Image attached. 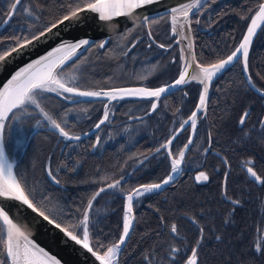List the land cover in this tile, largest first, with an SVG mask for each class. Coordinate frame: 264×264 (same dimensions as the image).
I'll list each match as a JSON object with an SVG mask.
<instances>
[{"label":"trees","instance_id":"obj_1","mask_svg":"<svg viewBox=\"0 0 264 264\" xmlns=\"http://www.w3.org/2000/svg\"><path fill=\"white\" fill-rule=\"evenodd\" d=\"M262 1L208 0L193 13L190 24L197 61L208 65L226 57ZM12 2L0 0V24ZM78 4L82 7V0H21L0 30V55L51 26ZM168 28V15L148 20L147 26L138 22L105 41L93 42L60 72L84 90L167 83L180 67L177 45L168 51L158 45L173 43L175 36L168 35ZM147 29L158 44L151 42ZM101 42H106L105 47H99ZM172 66H177L175 73L161 79ZM248 70L254 84L264 89V22L252 43ZM200 87L190 81L162 97L157 108L141 118L130 119L147 113L152 100L114 101L108 106V120L78 141L63 138L41 121L24 152L16 155L15 175L37 207L80 236V221L89 201L105 188L88 209L90 245L103 254L121 236L125 195L138 185L161 182L169 174L171 160L161 145L190 115ZM38 100L44 111L73 135L91 128L104 111V100L67 101L49 92L41 93ZM245 111L250 114L241 125ZM40 118L38 109L30 105L19 123L8 121L7 145L15 125L24 128L27 139ZM261 121L264 97L247 86L238 59L212 81L206 112L198 115L180 176L164 189L133 200L134 225L117 264H184L198 240V264H264V250L258 252L255 247L259 243L264 249V184H257L246 170L251 167L264 179ZM190 133L187 125L172 140V157L178 156ZM212 150L223 155L227 166ZM6 151L10 156L9 147ZM47 166L59 185L49 180ZM201 172L207 180L196 179ZM117 180V188L106 187ZM172 225L176 233L171 231ZM4 244L0 223V261L9 264ZM174 248L179 251L174 253Z\"/></svg>","mask_w":264,"mask_h":264},{"label":"snow or ice","instance_id":"obj_2","mask_svg":"<svg viewBox=\"0 0 264 264\" xmlns=\"http://www.w3.org/2000/svg\"><path fill=\"white\" fill-rule=\"evenodd\" d=\"M153 0H82L83 6L79 4L70 10L68 14L63 15V17L53 23L50 27H46L43 31L39 32V35H34L31 39L23 38L21 43H18L15 47H11L3 51V54L0 55V61H7L13 53L20 54L22 51L33 43V41H39L41 37H44L46 33H51L52 29L56 28L58 24H63L64 21H68L73 18H78L80 13L85 11H90L93 13H98L101 20H110L113 17L117 16H127L130 12L134 11L137 8L142 7L145 4L152 3ZM21 3V0H14L10 4V10L7 15L11 18L15 14L17 6ZM201 0H192L191 3L180 4L178 7L171 9V20H172V31L175 33L177 31V25L181 34L183 32L184 24L179 23L180 19L183 18L185 22L188 21L189 13L193 9L201 7ZM26 12L30 15L31 10L26 8ZM147 20V18H145ZM198 22V21H197ZM261 22H264V3H261L258 6V10L255 15L251 17V23L248 25L247 32L243 36V39L239 46L233 51L226 59H220L216 63L204 66L201 64H196V67L199 69L198 75L191 76V79L194 81H199L203 84V91L200 93L199 104L197 105V111L192 113V116L189 117L193 129L196 125L197 112L204 110L207 103L208 95V83L213 77L219 73L221 70L234 60L238 58L239 55L243 56V67L244 71L248 70V53L249 47L252 42L254 35L256 34L257 28L261 26ZM151 35V32H149ZM184 39H188L187 36ZM106 42H101L99 45L100 48L105 47ZM89 41L87 39H82L78 43H62L58 47L49 51L46 55L39 57L36 60L28 63L26 66L20 68L7 80V83L0 88V197L9 198L16 201L22 202L28 208L32 209L34 212H37L40 217H42L49 224L54 225L57 229H60L66 237L70 238L71 241H74L78 245H82L83 248L91 252L97 260L100 261V264H114L116 260L117 253L120 250L121 245L125 242L129 234V230L132 224L130 218V213L132 212L133 206V196H140L144 193L151 192L154 189H159L161 184H149L141 185L140 188L133 189L127 195V206L123 222V232L119 238V241L113 244L111 247H108L106 251L103 252V255L99 252H93V249L89 246V233H88V211L84 213L83 220L80 221V225L83 226V236L76 234V232L69 230L68 227L61 226L55 219L51 218L49 215H46L45 211H42L33 200L29 198V194L26 193L25 188L21 185V182L13 174V165L9 161L8 155L6 154V144H5V135L8 131L11 130V125L7 123L8 121L20 122L23 115L28 114V108L30 105L35 106L36 109L43 114L44 119L49 123V125L58 131L59 135L68 140H79V136L70 135L68 131L65 130V127L62 126L60 122L53 119L48 112L40 106V101L38 97L41 93L44 92H55L63 95L65 93H71L79 96H88V97H99L106 96L113 100L117 99L118 96H139V97H153L159 99L162 93L168 91L172 85H166L164 87H159L156 89L149 88H120V89H111L109 91H80L76 87L69 86V82L62 79L58 75V70L62 68L67 60L71 58L72 55H75L76 50L81 48L84 45H88ZM159 47L164 48V45L161 44ZM191 48V43L188 45ZM195 62V56L192 57V62L186 63L184 70L181 71L180 76L175 80V85H182L186 83V77H188V69L192 66V63ZM251 76L248 77L249 82L251 83ZM254 87V85H253ZM264 94V90H261ZM69 99L70 97H65ZM152 110L154 111L157 108L156 103H152ZM17 113H20L18 116ZM249 112L245 111L240 118V124L245 123L246 118L249 116ZM109 113L107 108L104 111L103 119L100 120L99 124L96 125L97 128L101 124L105 123L108 120ZM189 121H184L181 124V128L184 127V124H187ZM37 124L40 121L36 122ZM261 124L264 125V121H261ZM99 140H97V143ZM191 139L189 144H191ZM172 144V140H168L165 144L161 145V148L168 149L169 145ZM188 145H185L187 148ZM159 151V149H157ZM171 155V152H169ZM179 158H173L171 161L172 172L176 173L180 170L181 161L184 158V151H180L178 154ZM249 163H251L249 161ZM247 172L255 179L256 182L264 184V179H262L251 167L247 168ZM48 175L52 178L53 181L59 183V180L56 179V176L53 175L51 169H48ZM172 175H169L167 179L162 181V184H167L172 180ZM197 180H207L208 177L204 172L199 173L196 177ZM120 184V181H114L112 184H108L106 187L109 189L117 188ZM142 189V190H141ZM105 188H100L96 192L92 199L88 203V209L92 207V200H95L100 193L104 192ZM233 203L238 204L239 201H234ZM0 219H2L5 225H8L7 240L4 244L5 255L7 261L10 264H60V261L55 257H48V254L42 248H37L33 242L20 231L15 224H13L12 219L9 217L8 213L4 211L3 208H0ZM15 229V232L13 231ZM171 231L173 233L177 232L175 225H172ZM203 233V229L200 230ZM23 239V243H21ZM219 239V237H217ZM200 241H197L199 245ZM31 245V246H30ZM256 251H262L261 244H257ZM174 253L178 252L179 249L174 248L172 250ZM38 253L43 254V256L48 257L47 259H40ZM0 264H5L4 261H0ZM185 264H198V249L193 247L191 249V255L187 257Z\"/></svg>","mask_w":264,"mask_h":264},{"label":"water","instance_id":"obj_3","mask_svg":"<svg viewBox=\"0 0 264 264\" xmlns=\"http://www.w3.org/2000/svg\"><path fill=\"white\" fill-rule=\"evenodd\" d=\"M207 1L208 0H201L202 6L199 8L193 9L192 12L189 13V18H188L187 22H185L183 20V18L180 19L179 23L184 24L182 34H181V31L179 28V24L177 25V31L175 33L172 31L171 9L174 7H178L180 4L191 3L192 0H153L152 3L145 4L142 7L135 9L134 11L130 12L129 15H127V16H117V17H113L110 20H101L99 18L98 13H93L90 11H85L83 13H80L78 15V18H73V19H70L68 21H64L63 24H58L56 28L52 29L51 33H46L45 36L41 37L39 41H33V43L31 45H29L27 48H25L22 51V53H20V54L13 53L12 56L7 59V61H0V88H2L3 85L5 83H7V80L10 79L11 76L13 74H15V72L18 71L20 68L26 66L28 63L32 62L33 60H36L43 55H46L49 51L58 47L62 43H78L82 39H87L89 41L88 45H84L81 48L76 50L75 55H72L71 58L65 62V64L63 65V66H65L70 61H72L76 56H78L85 48L89 47L93 42L97 41L98 39H103V41H105L112 34H115L119 31L129 27V26H132V25L138 23V22H142L144 25L147 26L148 20H150L154 17H159L162 15H168L170 34L175 36L174 41L171 44V46L173 44L177 45L179 58H180V69H179V72L174 79H172L171 81H169L167 83H163V84L155 86V87H147V86H143V85H129V86H117V87H111V88H101V89H96V90H94V89L84 90V89L78 88L80 91H101V90L109 91L111 89L141 88V87L142 88H149V89H156L159 87H164L166 85H172V87H170L168 89V91L161 94L159 99H156L153 97H139V96H122L121 97V96H118L117 99L113 100V99L106 97V96L88 97V96H79V95H75V94H73V95H75L76 98L66 99L63 95H60L59 93L50 92V93L57 94V95L65 98L67 101L104 100V111L109 106L110 103L117 101V100L129 99V98L152 100V103H156L158 105V102L162 97H164V96H166V95H168V94H170V93H172V92H174L180 88H183L190 81H194L191 79V76L199 74V69L196 67V64H200V63L197 61V59L195 57V62L192 63V66L188 69V77H186V83L182 84V85H175V80H177L179 78L180 73H181V71L184 70L186 63L192 62V57L195 56L193 34H192L191 24H190L191 16L193 13H195L196 11L201 9L207 3ZM261 3H264V0ZM257 10H258V8L255 10V12L252 14V16L255 15ZM145 18H147V20H145ZM9 20H10V18L7 15L6 18L4 19V21L0 24V30L8 23ZM250 23H251V18H250V20H249V22L245 28V31H244L241 39L239 40V42L237 43L235 48L227 56H229L239 46V44L241 43V41L243 39V36L247 32V28H248V25ZM262 24H263V22H261V25ZM260 27L257 28L256 34L254 35V37L252 39V42H251L250 47H249V53H250L252 43H253ZM147 32L149 35L148 29H147ZM36 35H39V33ZM185 36H187L188 39H184ZM149 37H150L151 41L155 43V40L153 39V37L151 35H149ZM189 43H191V48L188 47ZM158 45H160V44H158ZM168 48H170V46H168V47L164 46L163 49L167 50ZM249 53H248V57H249ZM227 56L224 57L223 59H226ZM238 59H240V61H241L242 74H243V77H244V80H245V83L247 84V86L257 95L264 97V94H262V91H261L264 89L255 85L254 82L252 81V79H251V83L249 82L248 77L250 76V73H249V70H247V72L244 71L243 56L239 55L238 58L233 61V63L236 62ZM233 63L227 65L225 67V69L228 68L229 66H231ZM247 63H248V58H247ZM208 65H210V64H208ZM204 66H207V65H204ZM225 69H223L219 73H217L210 82H207L209 85L208 95H207V103H208V99H209V93H210V87H211L212 81L221 72H223ZM196 82L199 83V81H196ZM199 84L201 87H200V92L198 95L196 105H195L194 109L192 110V112L190 113V115L184 120V121L187 120L189 122L187 124H184V127L181 128V124L184 122L183 121L176 128V130L173 132V134L170 136V138L168 140H173L178 135V133H180L182 131V129H184L187 125H190L191 126V133H190V137L186 143L189 147L190 144L188 142L190 139L192 141L194 134H195V129H193L191 121L189 120V117L192 116V113L194 111H197V105L199 104L200 93L203 91V87H204L203 84H201V83H199ZM253 85H254V87H253ZM207 103H206V108H207ZM206 108L204 110L197 112L196 124H197V119H198L199 113H202V116H203L206 112ZM104 111H103L101 117L99 118V120L91 128H89L88 130H86L80 134H77V135L70 134V135L79 136L80 139H82L84 137L90 136L93 133H95L104 124V123L101 124L99 128L96 127V125L99 124L100 120L103 119ZM152 111H153L152 107H150V109L148 110L147 113H145L143 115L132 117L130 119L141 118V117H143L149 113H152ZM195 128H196V125H195ZM36 130L37 129L34 128L31 131V133L29 134L21 153L24 152L30 137L33 135V133ZM169 147H170V145H169ZM188 147L185 148V146H184L183 149L181 150V151H184V155H185ZM167 152L169 154V152H170L169 148L167 149ZM6 154H7V152H6ZM169 157H170V160L172 161V159H173L172 155H169ZM8 158H9V156H8ZM146 158H144V159H146ZM176 158H179V156H177ZM9 161L13 165L12 170H13V174L15 175L14 165L16 163V160H10V158H9ZM182 163H183V160L181 161L180 170L178 172L173 173L172 167H171L169 174L163 179V180H165V179H167V177L169 175H172L173 178L169 183L162 184L163 180L161 182H158V183H151V184H161V187L159 189H154L153 191L164 189L165 187H167L168 185L173 183L180 176V174L183 171V164ZM137 165H139V163ZM48 169H49V166L46 167V174H47L49 180L53 184L59 185V183H56L55 181H53L52 178L48 175ZM141 185H149V184H141ZM141 185L136 186L134 189L140 188ZM223 191H224V186H223ZM130 192H132V191H130ZM129 193H127L125 195V200H126V197ZM0 208H3L4 211L8 213L9 217L13 221V224H15L17 226V228L20 231H22L24 233V235L27 236L33 242V244L35 246H37L38 249L39 248L44 249V251L48 254V257H55L57 260L60 261V264H100V261L97 260L96 257L91 252H89L87 249L83 248L82 245H78L74 241H71L70 238L66 237L65 234L60 229H57L54 225L49 224L42 217H40L37 212H34L32 209L28 208L22 202L16 201L13 199H9V198L0 197ZM125 210H126V206L124 204L123 222H124ZM87 211H88V208H87ZM134 221H135L134 212H133V208H132V224H131L129 233L131 232V229L134 225ZM0 223L4 229L5 242H6L9 226L5 225L2 221V219H0ZM13 231L15 232V229ZM122 232H123V230H122ZM82 236H83V233L81 235V238H82ZM128 236H129V234H128ZM128 236H127V238H128ZM127 238L125 239V242L127 241ZM125 242L121 245L120 250L117 253V257H116L114 264H117L119 254H120L121 249L123 248ZM21 243H23V239H21ZM89 246L91 247L90 241H89ZM197 246L198 245H196L195 247H197ZM93 252H96V251L93 250ZM101 255H103V254H101ZM38 256L40 259H47L48 258V257L43 256V254H40V253H38ZM9 264H10V262H9Z\"/></svg>","mask_w":264,"mask_h":264},{"label":"rangeland","instance_id":"obj_4","mask_svg":"<svg viewBox=\"0 0 264 264\" xmlns=\"http://www.w3.org/2000/svg\"><path fill=\"white\" fill-rule=\"evenodd\" d=\"M176 68H177V66H172L171 69L165 70L164 75H162L161 79L165 80V79H167L168 76H170V74H174L175 71H176ZM58 75H60V77L62 79L68 81L69 82V86L74 87L73 84H72L73 82L70 79V77H67L65 74H62L60 72V70H58ZM63 95H65L64 97H70L69 99H72L73 97H76L75 95H73L71 93H65ZM39 113H40V111H39ZM40 114L42 116L41 120H39L40 123H41V121L47 122L44 119L43 114L42 113H40ZM13 122H15V121H13ZM12 126H14V123L12 124ZM14 127H15V132L12 135V131H11V135L12 136H11V138H9L8 145H7V134H6V138H5L6 147H9V150L11 151V155L9 156L10 160H16V155L18 153L22 152L24 144H25V142L27 140L26 139V132H25L24 128L22 126H18V125H15ZM35 127H39V125L37 123H35ZM12 130H13V127H12ZM82 228H83V226H82ZM82 233H83V231H82Z\"/></svg>","mask_w":264,"mask_h":264},{"label":"flooded vegetation","instance_id":"obj_5","mask_svg":"<svg viewBox=\"0 0 264 264\" xmlns=\"http://www.w3.org/2000/svg\"><path fill=\"white\" fill-rule=\"evenodd\" d=\"M168 35L171 37V35H170V32H169V28H168ZM154 39V38H153ZM151 40V39H150ZM155 40V39H154ZM152 42V41H151ZM155 42H157V41H155ZM157 43H159V42H157ZM168 46H170V48H168L166 51H168L169 49H171V44H169ZM168 46H166V47H168ZM175 60V58H173V56L171 57V61H174ZM179 69H180V67L178 68V70H177V72H176V75H177V73L179 72ZM50 93V92H49ZM53 94V93H52ZM55 95H57V94H55ZM57 96H59V95H57ZM59 97H61V96H59ZM61 98H63V97H61ZM41 115V114H40ZM42 117V116H41ZM39 120H41V118L39 119ZM45 122V121H44ZM209 148V147H208ZM208 148L206 149V151L208 150ZM212 152H214L217 156H219L222 160H223V162L226 164V166H227V162H226V159L223 157V155L221 154V153H219V152H217V151H215V150H212ZM183 164V163H182ZM249 176H251L250 174H249ZM224 181H225V179H224ZM255 181V180H254ZM256 182V181H255ZM257 184H259L258 182H256ZM223 184H224V182H223ZM223 190V189H222ZM185 264V263H184Z\"/></svg>","mask_w":264,"mask_h":264},{"label":"bare ground","instance_id":"obj_6","mask_svg":"<svg viewBox=\"0 0 264 264\" xmlns=\"http://www.w3.org/2000/svg\"><path fill=\"white\" fill-rule=\"evenodd\" d=\"M142 190V189H141ZM136 197H138V196H133V200L136 198ZM127 203H128V201H127V197H126V200H125V206H127ZM126 211V210H125ZM130 218H131V220H132V212L130 213ZM115 262V261H114Z\"/></svg>","mask_w":264,"mask_h":264}]
</instances>
